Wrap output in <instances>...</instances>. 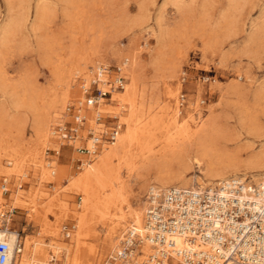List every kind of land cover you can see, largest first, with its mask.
<instances>
[{
    "label": "rangeland",
    "instance_id": "obj_1",
    "mask_svg": "<svg viewBox=\"0 0 264 264\" xmlns=\"http://www.w3.org/2000/svg\"><path fill=\"white\" fill-rule=\"evenodd\" d=\"M37 3L47 8L46 16L39 23L34 15ZM140 6L143 8L139 9ZM10 18L22 21L17 30L4 33L2 29ZM95 39L102 51L100 65L114 72L123 61L114 58V51L134 54L138 76L148 87L155 86L158 110L167 101L166 87L179 88L177 97L179 100L180 96L184 97L180 100L181 116L192 112L191 102L196 100L203 117L209 114V108L219 116L217 140L221 145L238 150L242 159L264 147V0H241L235 6L227 0H23L20 5L17 1L8 5L6 0H0V107L9 109L7 114H0L3 125L0 134H6L4 125L14 124L9 129L13 140L29 144L28 164L36 152L43 151L48 161L65 165L62 180L42 183L41 189L47 195L54 194L53 186H65L67 178L81 172L78 161L82 162L84 156L63 145L58 161L53 147L42 149L36 145L32 122L27 117L24 120V108H10L11 96L14 92L19 97H28L48 91L55 85L58 71L62 74L84 72L83 65L69 64L67 60L72 51ZM172 63L178 66L177 74L166 77ZM232 84L239 87L238 94L231 93ZM80 85L77 79L67 96L68 104L74 103L81 94ZM64 154L68 160L71 157L69 162L63 158ZM7 159H2L3 165ZM142 163L136 161V169L129 176L121 168L120 174L127 184L125 200L131 208L147 201L146 184L157 175L182 170L181 165L169 160L158 159V165ZM33 173L19 185L25 195L39 187L40 177ZM186 173L187 177L197 174L196 165H190ZM246 177L252 180L250 174ZM2 179L1 208L5 217L0 228L7 226L16 232L21 244L26 239L33 246L38 243V253L33 258L36 264H72L77 243L75 221L70 218L53 228L34 224L27 209L12 204L17 188L12 180L16 178L5 186ZM62 194L71 208L77 207L83 197L71 190ZM6 217L8 222L4 220ZM48 218L54 222L53 217ZM103 229L96 224L89 236L79 237V264H103L112 252L106 249ZM91 245L99 255L103 254L101 262L90 253Z\"/></svg>",
    "mask_w": 264,
    "mask_h": 264
},
{
    "label": "bare ground",
    "instance_id": "obj_2",
    "mask_svg": "<svg viewBox=\"0 0 264 264\" xmlns=\"http://www.w3.org/2000/svg\"><path fill=\"white\" fill-rule=\"evenodd\" d=\"M12 1H17L20 5L23 0H6L8 5ZM239 1L241 0H227L231 6H235ZM40 3L36 4L34 14L38 23L46 16L47 12L46 5ZM141 8L143 7L140 6L139 9ZM20 21H22L20 18L8 19L2 32L7 33L11 29L17 30ZM101 52L99 42L95 39L86 46L69 53L67 62L73 65H83L81 70H85L84 72L69 71L62 74L58 71L55 85L48 91L28 97H23V95L19 97L14 92L11 96L12 105L10 108H24V120L27 117L32 122L35 144L42 149L44 147L46 149L47 146L53 147V151L58 155L55 157L58 161L61 160V147L65 143L54 135L53 126L62 119H68L66 117V109L69 107L67 96L77 79L81 81V94L77 96L76 106H80L81 112H88L86 132L90 130L95 132L103 126L102 122L97 121L99 114L112 115L117 118L118 126L115 128L114 141L96 146L94 141L97 140V137L87 139L84 145L90 155L85 156V160L81 159L83 160L79 167L81 172L67 178L65 186H53V195L43 192L41 189L43 182L55 183L62 180L61 174L65 172V165H59L57 161H48L43 151L36 152L35 157L28 164L29 158L26 154L30 153L29 144H23L19 139L16 142L13 140L12 131L9 129L14 128V124H8V127L4 125L7 128L6 134H0V177H3V185L8 184L12 178H16L12 180L17 183V188L14 189L15 195L12 198L14 207L27 209L29 219L40 227L53 228L54 225L60 227L61 222L70 218L75 221L73 226L77 232V243L72 264H79L78 259L81 251L79 237L89 236L96 224H100L102 229L104 228L106 249L112 251L108 257L119 251L125 239L124 232L126 235L134 232L136 235L144 237L147 232L145 222L149 205L155 204L157 200L159 202V197L171 187L198 191L207 190L210 193L216 192L224 196L231 188V180L238 179L239 182H243L245 178L247 179L246 175L250 174L252 180L244 184L243 197L254 199V196L249 195L245 188L249 187V184L258 185L264 181V147L242 159L238 150H229L227 146L221 145L217 140L219 139V116L209 108V114L203 117L202 108L200 109L198 106L197 100L191 102L192 112L187 111L185 117L181 116L182 103L177 97L179 88L165 86L164 94L167 101L158 110L159 102L158 96L155 94V86L148 87L140 79L135 71L134 54L130 52L125 54L119 50L113 52L115 59H123L121 67H119L124 78L122 89L113 91L109 101L100 100L98 105H94L90 101L87 105L82 89H87L96 72L95 80L101 81L104 87L107 85L106 77L102 75L101 71L100 61L103 60ZM167 69L169 74L165 76L173 78L177 74L178 66L172 63ZM117 78L113 75L109 80L112 82ZM238 89L237 85H230L231 93L238 94ZM223 95L225 94L222 93ZM8 111L9 109L4 105L0 107V114H7ZM2 128L3 125L0 124V133ZM86 132L82 131L79 137L83 136L84 140ZM76 142L73 143L75 148L81 144V142ZM158 145H160L159 149ZM96 147L99 148L98 151V148L94 150ZM31 151L33 150L31 149ZM67 157V154L63 155L66 161ZM3 158H8L6 165L2 164ZM158 159L177 162L182 166V170L167 172L159 177L157 175L154 181L146 184L148 187L147 201H142L136 207L131 208L125 200L127 184L120 174L121 168H124L129 176L136 169L134 166L136 161L140 160L143 165L152 162H156L155 164L158 165ZM63 163L66 162L63 161ZM190 165H196L198 173L187 177L186 171L190 169ZM31 173L40 177L38 179L39 187L25 195L20 191L21 186L19 185L22 180H27ZM2 190L0 188V223L5 217L1 208ZM69 190L83 196L77 207L71 208L63 198L65 195L62 193ZM250 190L252 191L251 188ZM150 196H153L152 199L149 198ZM124 203L125 205H123ZM50 216L54 218V222L49 220ZM4 220L8 222L7 217ZM43 233H45L44 229ZM171 239L174 250L199 252L204 248L198 239L193 244L189 242L186 235H175ZM0 241L7 242L11 248L10 264H36L33 258L38 253L36 246L38 243H33V246L31 241L26 239L21 244L16 232L10 231L7 226L0 228ZM90 247V253L96 258L95 260L101 262L103 254L99 255L97 250L93 249L94 246ZM166 249L169 250V248ZM143 252L145 255L152 253L148 243H144ZM171 256L172 264H184L181 256L175 251L171 253ZM107 259L103 264H107ZM141 260L142 258H139L136 262Z\"/></svg>",
    "mask_w": 264,
    "mask_h": 264
},
{
    "label": "built area",
    "instance_id": "obj_3",
    "mask_svg": "<svg viewBox=\"0 0 264 264\" xmlns=\"http://www.w3.org/2000/svg\"><path fill=\"white\" fill-rule=\"evenodd\" d=\"M101 71L107 85L104 87L101 81L95 80L96 72L87 89H82L87 105L90 101L94 105L100 100L109 101L113 91L122 89L124 78L120 68L114 72L101 65ZM113 75L118 78L111 82L109 78ZM183 99L180 96V100ZM76 104L77 101L69 104L66 109L68 119L54 125L53 131L76 154L85 157L90 155L84 145L87 139L97 137L96 146L114 141L118 120L99 114L97 121L103 126L95 132H86L88 112H81ZM82 131L87 133L85 141L83 136L79 137ZM76 141L81 144L74 148ZM78 162L81 164L80 160ZM246 182H249L246 178L243 182L231 180V188L224 196L207 190L169 188L159 197V202L157 200L148 207L146 235L127 233L119 251L108 257L107 264H172L171 253L174 251L184 264H264V181L245 188L254 199L243 197ZM175 235H186L192 244L198 239L204 248L199 252L174 250L171 238ZM144 243L149 244L152 253L144 254ZM10 249L7 242L0 241V264H10ZM139 258L142 260L136 262Z\"/></svg>",
    "mask_w": 264,
    "mask_h": 264
}]
</instances>
